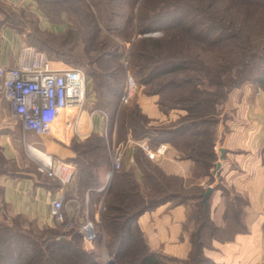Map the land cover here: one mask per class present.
<instances>
[{
	"label": "trees",
	"instance_id": "16d2710c",
	"mask_svg": "<svg viewBox=\"0 0 264 264\" xmlns=\"http://www.w3.org/2000/svg\"><path fill=\"white\" fill-rule=\"evenodd\" d=\"M34 1L45 16L51 12L50 4L61 6L60 15L69 18L68 28L60 32L65 40L61 41L80 36L84 46L89 44L83 48L86 59L73 55L72 61L78 66L75 68L91 77L99 99L108 95L106 100L113 97L117 101L114 109L122 107L125 88L122 49L132 42V74L139 87L144 86L150 96H159L162 113L183 110L185 114L175 122L154 126L136 105L124 112L121 129L153 149L167 143L191 161L192 176L200 178L202 169L212 182L215 177L211 169L216 168L221 156L214 148L218 137L212 127L222 121L230 95L246 84L264 93V0ZM115 38L124 41L118 43ZM35 48L45 52L44 48ZM47 52L58 50L48 48ZM3 133L0 179L21 171L15 160L4 154ZM105 142L106 135L92 134L70 145L77 153L70 161L76 164L82 193L101 187L103 181L98 176H106L110 169V156L97 153L99 149L106 151ZM10 159L16 164L14 170H7ZM135 160L142 177L133 169L115 174L105 199L107 212L102 220L108 251L120 264H217L207 257L201 241L205 230H225L223 226L210 227V198L208 203L204 201L207 187L188 186L182 177L167 175L141 148H137ZM224 194L226 219L229 208L232 214L234 209L235 224L243 228L235 205L241 197L225 190ZM99 200L100 194L93 192V207ZM168 202L173 206L194 204L183 225L192 246L185 259L152 250L137 224L145 211ZM83 241L79 230L43 229L35 220L10 212L0 185V264H103L100 236L94 250L86 251Z\"/></svg>",
	"mask_w": 264,
	"mask_h": 264
},
{
	"label": "crops",
	"instance_id": "0c3cea01",
	"mask_svg": "<svg viewBox=\"0 0 264 264\" xmlns=\"http://www.w3.org/2000/svg\"><path fill=\"white\" fill-rule=\"evenodd\" d=\"M21 42L22 38L16 35L8 34L5 37L2 49H0L1 66L14 65ZM251 91L250 87H244L240 91V100L234 103L232 107L236 110L240 122L232 129V133L226 136L222 147L225 149L224 159L221 160L222 167L216 174L217 179L229 181L237 190L245 191L249 198L246 211L248 233L245 236L237 235L234 242L225 245L227 250L234 251L233 254L236 255L235 264H264V93L259 91L253 96L254 102L249 103ZM75 113L76 110L74 109L59 115L50 135L41 137L33 133L24 134L23 131L1 135L4 153L14 159L17 167L21 170L16 175H9L0 179L3 198L8 204L10 212L29 217L39 225L46 224L57 228L53 220L49 218V208L50 202L59 195V186L45 174L38 173L37 160H33L29 156L27 146L30 145L41 152L52 154L57 159H74L75 153L70 149L72 142L74 140L84 141L92 134L105 135L106 121L104 115L98 110L91 111V113L83 111L77 114L78 119L75 128L67 129L65 126L66 115L71 116ZM129 140L122 167L125 170L133 169L141 175L135 160V153L139 147L136 140L131 138ZM214 148L216 151L218 150L216 146ZM169 149L168 154L155 163L161 166L167 175L182 177L188 186L205 187L208 183V177L199 179L192 176L193 165L191 161L184 159L177 150ZM235 150L242 151V154H234ZM235 162L239 164L241 169L239 173V169L232 168V164ZM98 180L104 182L105 176L99 175ZM83 190L77 171L68 196L78 193L83 197L87 191L82 193ZM213 198L214 214L223 208L221 192H216ZM97 205L92 207L93 212ZM220 216L221 219L223 210ZM187 219L186 205L173 206L168 202L160 204L155 209L145 211L139 216L137 224L142 233L145 234L152 250L163 251L165 254L176 258H184L190 252V243L186 235L182 239L181 232V226L186 223ZM221 247L216 246V249L212 250V254L208 255H219V259L227 264L228 262L225 260L229 257V253H224ZM226 255L227 257H225Z\"/></svg>",
	"mask_w": 264,
	"mask_h": 264
},
{
	"label": "built area",
	"instance_id": "2783aa9c",
	"mask_svg": "<svg viewBox=\"0 0 264 264\" xmlns=\"http://www.w3.org/2000/svg\"><path fill=\"white\" fill-rule=\"evenodd\" d=\"M14 65H0V101L10 120L6 129L21 126L23 133H33L36 136L50 135L58 116L65 111L76 110L74 115H66L65 126L74 129L77 114L85 111L89 96V77L81 68L53 67L48 55L34 46L22 44L17 52ZM129 57L123 58L124 66L128 68ZM138 83L128 72L125 88L121 97L122 106L129 104L138 90ZM105 118V116H104ZM145 151L150 160L159 162L169 152V145L161 143L156 149L146 141H136ZM44 153L45 159L37 161V169L59 186V195L50 202L49 218L57 227L69 228L71 224L78 226L83 235L84 243L93 246L102 231L97 229L102 215L107 210L106 196L111 182L122 167L124 151L121 145L114 142L110 148L111 167L106 173L101 187L87 190L83 197L78 193L68 196L75 180L77 169L72 163L57 159L52 154ZM100 194V202L92 211V193ZM105 263L112 264L113 258L105 255Z\"/></svg>",
	"mask_w": 264,
	"mask_h": 264
},
{
	"label": "rangeland",
	"instance_id": "374dc122",
	"mask_svg": "<svg viewBox=\"0 0 264 264\" xmlns=\"http://www.w3.org/2000/svg\"><path fill=\"white\" fill-rule=\"evenodd\" d=\"M60 7L61 6L50 4L48 6V9L51 12H54V14L49 12V15L45 16V15H43L41 9L38 7L37 3H35L34 0H0V49H2V45H3L5 37L8 34H12V36L16 35V36H19L20 38H22V42L20 43V46L24 43L26 45H30V46H34V47H41V48L45 49V50L43 49L45 51V53H46V49H48V48L55 50V51L57 49L58 52H56L54 54L52 52L50 54L47 52L51 57L46 53L50 57V59H52L51 62H53V67H55V68L56 67H58V68L78 67L76 65L75 61L74 62L72 61L73 58H71V57H73V55H74V56L86 59L83 48H85L86 46L88 47L89 44L86 43L87 45L84 46V43H83L80 36L75 37V39H73V38L69 39L67 42H63L65 40H63V36L61 35L60 32H62L64 29L68 28L69 24H67V21L69 18L66 15L65 16L60 15V13L58 11L60 9ZM55 11H56V13H55ZM64 20H66V24L65 23L63 24ZM50 32H52V33H50ZM157 34H159V33H156L155 36ZM86 36H88V35H86ZM115 39L118 43H123V41H124L120 38H118V39L115 38ZM61 40H63V41H61ZM122 50H123V58L125 56H128L129 60H130L128 68L124 66L123 58L121 60L122 66L124 67L125 77H124L123 83L125 84L127 73L128 72H130L131 74L133 73L132 67H131L132 42L131 43L127 42ZM124 73H123V75H124ZM132 75L134 76V74H132ZM134 78L136 79L135 76H134ZM136 82H137V80H136ZM89 85H90L89 86V96H88V100H87L88 104L85 108V111H87L88 113H91V111L98 110V112L103 114L106 118L105 129H104L105 130L104 132L106 135V142H105L104 147L106 148L107 152L104 149L103 150L99 149V150H97V151H99L97 153H107L106 155L110 156V157H111L110 148L113 146L114 142H116L117 144H120L122 151H124V153H125L126 152L125 149L129 145V141H130L129 139L130 138L132 139V137L129 133L126 134V132H124L123 128L121 129V120H123L125 111L132 109L136 105H138L140 108H142L144 113L147 116H149V118L151 119V124L154 126L161 124V123H165V122H172V121L175 122V120L179 119L181 116H183L185 114V111H183V110H175V111L170 112L169 114L162 113L159 109V106H158V101L160 100L159 96L155 97V96L148 95L147 92L145 91L146 89L144 86L138 87V90H137L135 96L133 97L132 101L129 104H124V106H122V107L118 106L117 109H114L115 108L114 102L117 104V101L115 99H113V97H110L109 100H106L108 95L107 96L105 95L104 98L102 96H100V99H99L97 97V94L93 90L94 88L92 85L91 77L89 78ZM244 87H250L252 90L251 91V97L248 99L249 103H253L254 102L253 96L256 95L257 93H259V91L256 92L251 85L246 84V85H243L241 88L234 90V92L230 95V100H229L228 104L226 105V107L223 111L224 117H222V121L216 127H212V128L216 129V133H217V137H218L214 143V146H216V148L218 149L217 150L218 152H220V149L224 146L226 136L230 135L232 133V129L235 128V126L238 122H240V119H239L238 115L236 114V110H234L232 107H233L234 103H236L240 100V98H241L240 97V95H241L240 91H242ZM240 89H242V90H240ZM0 105H1L2 109L5 106L2 103V101H0ZM8 117H9V115L7 116V113L4 110L0 111V132H4L3 134H8V133H18V132L22 131V128L17 129L16 128L17 126L14 127L13 129H6V126H8L7 124L10 121L8 119ZM70 149L72 150L71 146H70ZM241 152H239V150H235L234 154H242ZM74 153H75V157H76L77 153L76 152H74ZM179 153L183 154L181 152H179ZM28 154L31 158L33 157V155L31 153L28 152ZM23 155H24V153H23ZM6 157L8 159L11 158V157L7 156V154H6ZM12 160L10 159V162L8 164H6V165H8L7 170L16 169V166H15L16 164L11 163ZM63 160L72 163V165L76 168V164L73 163L72 161H70L69 159H63ZM218 161H221V160L219 159ZM110 163H111V158H110ZM234 164H232V166H233L232 168H235L236 170L239 169L238 170V173H239L241 170L239 168V164L236 162ZM32 167H35V166H32ZM110 167H111V164H110ZM121 167H122V165H121ZM215 169L216 168L211 169V172L214 173ZM123 170H124V168L122 167L120 169V171L116 173V176L119 173H122ZM199 173L202 174L200 178H207L206 176H204L202 169L199 170ZM216 174L217 173H214L215 179L210 183H209L210 178L208 177V181H207L208 183L206 184L205 187H207V189L211 187L212 191H211L210 195L207 197L206 203L209 202V209H210L209 215H210V221H211L210 227H211V225L217 226L218 228H222L220 226H223V228L225 230L218 229V230H216V232H212V231L210 232V230H205V231H203V233L201 235V241L203 242V245H204L203 246L204 252L206 253L207 257L211 261L213 260L217 264H225L222 259L221 260L219 259V255L213 254L214 257H213V255L212 256L208 255L212 252V250L216 249V246L221 247L223 245L221 247L223 249V252L226 254L229 253V257L226 258L225 261L228 262L227 264H235L236 255L233 254L234 251L229 250V249L227 250L225 245H228V243L234 242V240L236 239V236L239 233L242 236H245L248 233L247 224H246V220H247L246 211L248 208L247 203L249 201V198L247 197L245 191L243 192L242 190H237V188L235 186H233L232 184H230L229 181L226 182V181H223V179H221V180L217 179ZM221 186L223 189H221ZM224 190L228 191L230 194L232 193V195H234V193H236L239 195V197H241V201H239V203L235 202V205L238 207V210L240 211L241 216L240 215L239 216L242 218L243 228L240 226H236V224H235L234 209H233V214H232V211L229 208V214L230 215L228 214V218L226 219L224 214L225 213L227 214L226 210H228V209L225 206L227 199L223 196V195H225ZM218 191L221 192V198H222L221 202H223L222 203L223 208L219 207L220 210L213 214V211H214L212 208L213 202H214L213 197H214L215 193ZM208 199H209V201H208ZM204 201H205V198H204ZM186 207H187V211L193 210L194 204L191 202L188 205H186ZM222 210H223V216L220 219V217H221L220 213L222 212ZM106 212H107V210L104 213H106ZM39 226H40V228H43V229L46 227H49L46 224L45 225H39ZM98 226L99 227H97V229H100V231H102V233L104 235L103 237H105V239L101 240V243H100L101 249L103 251V256H102L103 257V264H106L105 263V255H108V257L113 258L114 263H112V264H120V261H118L114 257V255H112L111 252L108 251V248L106 246V236L107 235L105 234V229H104L105 227H104L103 220H101V223ZM57 229L59 231H62V232L63 231H76V230H78V226H76L75 224H71V226L69 228H64L61 226V227H57ZM189 229L192 230L193 226H191ZM181 230H182L181 232H182V239H183L184 238L183 225L181 226ZM186 238L188 239V234L186 235ZM189 245H190V252H191L192 246H191V244H189ZM83 246H84L86 251L94 250V248H95V244L93 246H89V245L83 243ZM225 257H227V255ZM179 258H181V257H179ZM185 258L186 257H184L182 259H185ZM172 264H175V263L172 262Z\"/></svg>",
	"mask_w": 264,
	"mask_h": 264
},
{
	"label": "bare ground",
	"instance_id": "6f19581e",
	"mask_svg": "<svg viewBox=\"0 0 264 264\" xmlns=\"http://www.w3.org/2000/svg\"><path fill=\"white\" fill-rule=\"evenodd\" d=\"M27 151L33 155V160L41 161L42 159H45L44 153L34 148L33 146L28 145Z\"/></svg>",
	"mask_w": 264,
	"mask_h": 264
},
{
	"label": "water",
	"instance_id": "95a60500",
	"mask_svg": "<svg viewBox=\"0 0 264 264\" xmlns=\"http://www.w3.org/2000/svg\"><path fill=\"white\" fill-rule=\"evenodd\" d=\"M220 152H221L220 160H222L224 158V155H225V149L224 148H221L220 149ZM216 165L217 166H216V169L214 170V173H217L221 169V167H222L221 161H218L216 163ZM211 191H212V188L210 187L205 192V194H204L205 202L207 200V197L210 195Z\"/></svg>",
	"mask_w": 264,
	"mask_h": 264
}]
</instances>
